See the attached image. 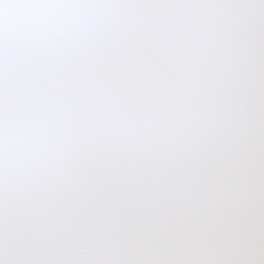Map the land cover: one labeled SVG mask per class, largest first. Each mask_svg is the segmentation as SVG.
I'll return each mask as SVG.
<instances>
[{
  "label": "snow or ice",
  "instance_id": "snow-or-ice-1",
  "mask_svg": "<svg viewBox=\"0 0 264 264\" xmlns=\"http://www.w3.org/2000/svg\"><path fill=\"white\" fill-rule=\"evenodd\" d=\"M0 264H264V0H0Z\"/></svg>",
  "mask_w": 264,
  "mask_h": 264
}]
</instances>
